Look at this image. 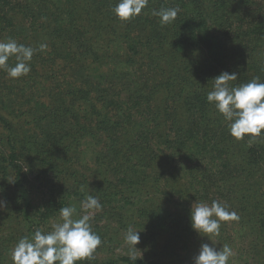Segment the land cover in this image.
Here are the masks:
<instances>
[{"label":"trees","instance_id":"obj_1","mask_svg":"<svg viewBox=\"0 0 264 264\" xmlns=\"http://www.w3.org/2000/svg\"><path fill=\"white\" fill-rule=\"evenodd\" d=\"M116 2L0 0V41L36 49L26 76L0 69V261L32 225L91 194L102 204L94 253L108 229L129 226L143 253L78 264H193L202 243L237 241L229 261L264 264V135L234 139L207 101L222 71L237 73L233 86L264 82V0H148L126 22ZM173 7L172 23L152 14ZM29 183L48 192L36 200ZM213 200L239 219L209 239L190 210Z\"/></svg>","mask_w":264,"mask_h":264},{"label":"clouds","instance_id":"obj_2","mask_svg":"<svg viewBox=\"0 0 264 264\" xmlns=\"http://www.w3.org/2000/svg\"><path fill=\"white\" fill-rule=\"evenodd\" d=\"M148 0H117L112 12L117 19L126 22L139 16L147 6ZM180 9H153L152 14L160 17V23H172ZM47 49V44H40L39 50ZM36 52L31 46L19 44L9 38L0 41V69L6 71L10 78L26 76L31 71V61ZM15 64L9 65L10 58ZM235 72L222 71L213 78L212 89L207 93V101L214 106L227 122L229 134L236 140L264 135V82L259 78L233 86L231 81L237 80ZM0 200V208L5 206ZM85 214L74 218V206L58 209L60 221L53 222L50 231L37 229L31 237L19 238L10 250L12 264H78L89 260L102 244L101 237L95 233L90 224L92 213L102 209L98 197L87 194L80 202ZM235 211L218 201L211 204L195 202L190 210L191 228L201 236L220 234L221 222L238 220ZM210 239V238H209ZM124 242L128 255L134 257L136 245L140 242L139 231L129 226L124 233ZM232 249L227 244L217 248L213 243H202L198 253L193 257V264H228Z\"/></svg>","mask_w":264,"mask_h":264},{"label":"rangeland","instance_id":"obj_3","mask_svg":"<svg viewBox=\"0 0 264 264\" xmlns=\"http://www.w3.org/2000/svg\"><path fill=\"white\" fill-rule=\"evenodd\" d=\"M256 1H258V0H256ZM2 110H3V112L0 113V114H7L8 113L4 109H2ZM198 112L199 111L197 109H195V113H198ZM195 113H192V114H195ZM163 127H165V126H162V128ZM182 153H184V152L182 151ZM20 159L22 160L20 162L21 165L24 166V168L28 169V171H29V168L24 165L25 158L23 156H20ZM162 177L167 178V174H164ZM185 180H183L181 182H185ZM29 184H30V186L32 188V191H34V195H35V199L36 200L41 199L42 192H48V189L47 188L46 189L45 188H40L39 189V187H37V186H39L37 183H34V184L29 183ZM36 184H37V186H36ZM164 188H165V185H164ZM170 195L173 198L179 197L178 194H177V192H175V191L174 192H171ZM79 205H81V203H79L78 206ZM76 213H78L79 217L81 215L85 214L81 207H78V209L76 210ZM94 214H95V212H93L91 215L93 216ZM57 216H58L57 218L51 219L46 225H43L42 231H45V232L50 231L51 230L52 223L53 222H59L60 221L59 214ZM103 223H105V222L104 221H100V222L98 221L97 226H100L101 227L103 225ZM32 228H33L34 231L37 230V228L35 226L33 227V225H32ZM123 234H124V231L122 230L120 232V235H117V236L113 237L114 231L112 229H111V231H110V229H108L107 230V233H106V236L110 237L112 240L110 241L109 244H107L105 247H103L102 253H99V254L94 253L92 259H96V260H98V262H103V260L105 258H106V260H108L107 258L110 259V257H111L110 260L115 261V260H117V259H115L116 258V255H126V252L128 253V251L125 249L126 246H125V243H124ZM31 235H30V237H31ZM234 245H236V246L232 248V256H234V254H235V252L237 250L242 249L241 247L244 248V245H242V244L239 245L238 241L237 242H234ZM142 253H143V250L137 249L135 251L134 255L136 257H139L140 258V257H142ZM109 261H105V264H108ZM233 262H234V259H231L228 262V264H232ZM0 264H12L11 256L10 255H9V257H6V255L3 256L2 261H0ZM233 264H235V263H233Z\"/></svg>","mask_w":264,"mask_h":264}]
</instances>
